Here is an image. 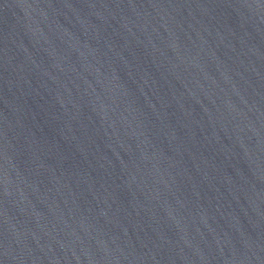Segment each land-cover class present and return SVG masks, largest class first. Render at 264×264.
I'll use <instances>...</instances> for the list:
<instances>
[{
  "label": "water",
  "instance_id": "water-1",
  "mask_svg": "<svg viewBox=\"0 0 264 264\" xmlns=\"http://www.w3.org/2000/svg\"><path fill=\"white\" fill-rule=\"evenodd\" d=\"M0 264H264V0H0Z\"/></svg>",
  "mask_w": 264,
  "mask_h": 264
}]
</instances>
